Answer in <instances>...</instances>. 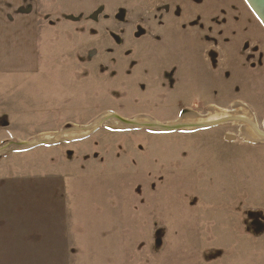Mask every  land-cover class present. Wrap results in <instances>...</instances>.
<instances>
[{
  "label": "rangeland",
  "instance_id": "374dc122",
  "mask_svg": "<svg viewBox=\"0 0 264 264\" xmlns=\"http://www.w3.org/2000/svg\"><path fill=\"white\" fill-rule=\"evenodd\" d=\"M83 4L0 77V264H264L262 21L246 0Z\"/></svg>",
  "mask_w": 264,
  "mask_h": 264
},
{
  "label": "crops",
  "instance_id": "0c3cea01",
  "mask_svg": "<svg viewBox=\"0 0 264 264\" xmlns=\"http://www.w3.org/2000/svg\"><path fill=\"white\" fill-rule=\"evenodd\" d=\"M83 3L84 0H0V77L34 72L39 64L40 23L55 19L52 13L57 4H65L69 11L79 14Z\"/></svg>",
  "mask_w": 264,
  "mask_h": 264
},
{
  "label": "water",
  "instance_id": "95a60500",
  "mask_svg": "<svg viewBox=\"0 0 264 264\" xmlns=\"http://www.w3.org/2000/svg\"><path fill=\"white\" fill-rule=\"evenodd\" d=\"M248 2V4L250 5V7L252 8V10L256 13V15L258 16V18L262 21V23L264 24V0H246ZM116 118L124 123L130 124L132 123L130 120H127L125 118H122L120 116H116ZM230 120V117H222V118H218V119H214V120H210L208 122H205L203 124H196V126H210V125H214V124H218L224 121H228ZM180 124H171V125H159V128H169V129H175V128H179ZM256 132L257 134H259V136H261L262 138H264V133L260 130H258L257 128ZM226 139H231L233 138V136L231 137L230 135H226L225 136Z\"/></svg>",
  "mask_w": 264,
  "mask_h": 264
},
{
  "label": "bare ground",
  "instance_id": "6f19581e",
  "mask_svg": "<svg viewBox=\"0 0 264 264\" xmlns=\"http://www.w3.org/2000/svg\"><path fill=\"white\" fill-rule=\"evenodd\" d=\"M240 112H241V110H240ZM242 112H243V114H244V111L242 110ZM240 117V116H239ZM220 118H222V117H220ZM179 123V122H178ZM175 124H177V123H175Z\"/></svg>",
  "mask_w": 264,
  "mask_h": 264
},
{
  "label": "flooded vegetation",
  "instance_id": "af4514ba",
  "mask_svg": "<svg viewBox=\"0 0 264 264\" xmlns=\"http://www.w3.org/2000/svg\"><path fill=\"white\" fill-rule=\"evenodd\" d=\"M243 114V113H242ZM240 115V114H239Z\"/></svg>",
  "mask_w": 264,
  "mask_h": 264
}]
</instances>
